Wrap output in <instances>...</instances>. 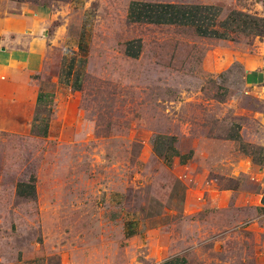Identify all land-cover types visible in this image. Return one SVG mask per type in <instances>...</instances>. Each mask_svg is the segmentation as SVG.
<instances>
[{
  "label": "rangeland",
  "instance_id": "374dc122",
  "mask_svg": "<svg viewBox=\"0 0 264 264\" xmlns=\"http://www.w3.org/2000/svg\"><path fill=\"white\" fill-rule=\"evenodd\" d=\"M173 1L214 7L213 27L226 23L216 28L225 39L197 36L190 25L133 22L128 6L143 2L90 0L89 28L81 39L66 37L67 44L85 43L79 71L57 87L44 111L46 123L58 93L69 92L68 106L55 108L64 119L61 138L60 124L48 122L42 136L0 133V264H71L78 236L97 227V215L111 219L116 240L124 209L142 212L169 190L180 194L187 182L177 176L191 171L170 169L172 149L178 140L199 139L204 123L212 138L239 132L264 140V0ZM236 12L244 17H229ZM130 46L135 58L126 55ZM59 64L58 71L49 68L54 81L64 60ZM236 139L235 150L264 164L261 149ZM18 184L32 189L10 194ZM109 195V208L103 207ZM224 245L225 252L191 254L192 264H254L246 258L252 251L255 264H263L264 233H242ZM112 256L130 258L117 250Z\"/></svg>",
  "mask_w": 264,
  "mask_h": 264
},
{
  "label": "crops",
  "instance_id": "0c3cea01",
  "mask_svg": "<svg viewBox=\"0 0 264 264\" xmlns=\"http://www.w3.org/2000/svg\"><path fill=\"white\" fill-rule=\"evenodd\" d=\"M134 1L184 5L173 0ZM89 2L0 0V133L16 134L21 130L42 136L48 122V127L60 124L61 138L64 119L63 115L56 116L55 108L59 106L63 110L68 106L69 101L64 97L70 94L67 92L62 97V92L58 93L59 105H53L45 123L44 111L50 107L49 99L63 85L56 83L58 74L55 81L53 74L49 75V68L59 70V62L65 60L64 50H71L73 56L81 58L78 54H82L85 43L67 44L66 37L81 39V31L89 28ZM244 78L249 82L253 79L246 71ZM203 128L207 133L210 125L204 123ZM206 133L199 139L192 135L185 143L178 140L172 149L170 169L186 167L191 171L177 176L180 182H187L179 189L180 194L175 192L177 189L169 190L165 198L147 201L142 212L124 209L116 240L110 229L111 219L107 215L99 219L97 215V227L91 225L89 233L78 236V246L74 249L78 255L71 264H192L193 253L225 252L228 248L224 243L229 239L242 233H264V164L249 162L235 150L237 136L242 143L263 152L264 140L239 132L226 138H212ZM195 170L200 173H194ZM226 179L234 180L235 186L219 188V182ZM195 182H198L196 186ZM10 189V194H17L16 185ZM109 197L106 196L103 207L109 208ZM8 212L12 216V210ZM6 234L12 239L11 234ZM205 243L210 246L204 248ZM115 250L128 255L129 260L122 256L114 262ZM252 253V256L247 253L246 258H253L255 264V252Z\"/></svg>",
  "mask_w": 264,
  "mask_h": 264
},
{
  "label": "trees",
  "instance_id": "16d2710c",
  "mask_svg": "<svg viewBox=\"0 0 264 264\" xmlns=\"http://www.w3.org/2000/svg\"><path fill=\"white\" fill-rule=\"evenodd\" d=\"M34 1V0H30ZM65 1V0H61ZM214 7L209 5H173V4H148V3H130L128 6V17L133 22H142L152 25H190L194 27L195 33L200 37L225 39L222 30L226 23H221L213 27ZM236 20L244 17L242 13H231L229 17L234 16ZM230 18L227 24L232 21ZM245 22V21H243ZM131 51V52H130ZM136 49L129 47L126 55L135 58ZM22 189H32L29 185L18 184L17 194L22 195Z\"/></svg>",
  "mask_w": 264,
  "mask_h": 264
},
{
  "label": "built area",
  "instance_id": "2783aa9c",
  "mask_svg": "<svg viewBox=\"0 0 264 264\" xmlns=\"http://www.w3.org/2000/svg\"><path fill=\"white\" fill-rule=\"evenodd\" d=\"M64 57V65L61 72L56 78V83L60 82V84L66 85L67 83H70L73 80L76 73L79 71L81 61L79 57L72 55L71 50H64ZM160 140H162L164 144L165 140H163L162 138ZM160 144L161 143L158 144L159 147H161Z\"/></svg>",
  "mask_w": 264,
  "mask_h": 264
}]
</instances>
